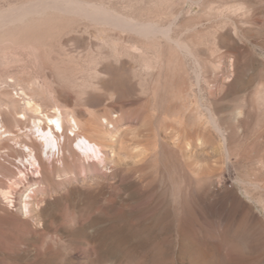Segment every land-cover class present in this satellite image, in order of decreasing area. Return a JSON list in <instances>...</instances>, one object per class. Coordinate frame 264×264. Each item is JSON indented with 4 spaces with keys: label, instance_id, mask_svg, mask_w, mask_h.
Wrapping results in <instances>:
<instances>
[{
    "label": "rangeland",
    "instance_id": "1",
    "mask_svg": "<svg viewBox=\"0 0 264 264\" xmlns=\"http://www.w3.org/2000/svg\"><path fill=\"white\" fill-rule=\"evenodd\" d=\"M0 15V264H264V0ZM56 105L102 161H19Z\"/></svg>",
    "mask_w": 264,
    "mask_h": 264
},
{
    "label": "bare ground",
    "instance_id": "2",
    "mask_svg": "<svg viewBox=\"0 0 264 264\" xmlns=\"http://www.w3.org/2000/svg\"><path fill=\"white\" fill-rule=\"evenodd\" d=\"M64 2H62V3H64ZM51 4H53V2L52 3H50V2L49 3L48 2L32 3L27 7H23L21 9H19L16 16L21 17L26 13L28 14L29 12L39 11L43 7H45V9H46V6H50L52 8ZM65 5H66V3H65ZM78 5L80 7L82 6L80 4H78ZM58 6L61 7V9L67 7V6H63V4L62 5L59 4ZM75 7H76V9L79 8L77 6H75ZM82 8H85V7H81V11L83 10ZM43 10H44V8H43ZM12 11H11V13H12ZM84 12L87 14H91V15L95 14L96 18H98V19L112 20L113 22L114 21L119 22L120 24L124 23L123 19H120L118 16L116 17L111 12H109V11H107L101 7L95 6L92 11L85 10ZM6 15H8V14H6ZM8 16L5 18H8ZM2 17H4V16L2 15ZM23 18L21 17V19H23ZM149 26L150 27H148V28H151V29L156 28L152 24H150ZM8 93H10V92H8ZM12 101H13V99H12ZM32 101L29 100L27 102L30 110H32L34 113L40 112L41 114H43L41 107L38 104L33 103ZM44 116H45V120H42L43 124L34 123L35 124L34 126L37 127L38 134L34 135L35 131L31 130L30 135L28 137L29 142L24 143V145H23V146H26L28 148V156L21 157L19 159V161L23 165L28 164V165H31L33 167L41 168L42 166H44L46 164V162L50 158L52 160L55 156L57 157V160L59 159L58 161L55 160V162H57V164H59L61 162L59 157H61L63 155V146H64L65 142L70 139V135L75 136V138L78 141L77 147L79 150H77L76 148L73 149V151L75 152L76 155H78L79 157L81 156L84 159L94 158V159H97L99 161L103 160V152H102L103 150H102L101 144L96 142L95 140H93L91 136L80 133L81 130L83 129V127H82V124H80L78 122L77 117L73 111L63 110L60 106L56 105V106H54L52 113L50 112V114H48V112H47L44 114ZM37 120H39V119H37ZM68 131H71L72 133H68ZM61 138H62V141H61ZM54 148H56V149H54ZM43 153H45V155H43ZM54 164L55 163H53V162L50 164L52 169L60 167V165L58 167H56L55 166L56 164L55 165ZM58 169H60V168H58ZM20 172H21V170L19 169V173ZM0 192L2 195H6L8 193L7 191H4V190H0Z\"/></svg>",
    "mask_w": 264,
    "mask_h": 264
}]
</instances>
